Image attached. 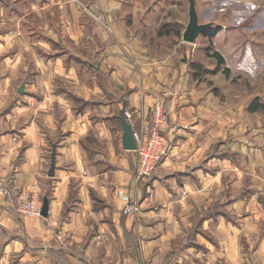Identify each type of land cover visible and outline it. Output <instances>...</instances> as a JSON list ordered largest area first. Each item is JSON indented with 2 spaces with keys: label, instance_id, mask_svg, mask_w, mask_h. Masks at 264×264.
Returning a JSON list of instances; mask_svg holds the SVG:
<instances>
[{
  "label": "crops",
  "instance_id": "obj_1",
  "mask_svg": "<svg viewBox=\"0 0 264 264\" xmlns=\"http://www.w3.org/2000/svg\"><path fill=\"white\" fill-rule=\"evenodd\" d=\"M254 1L242 58L261 80L220 87L221 68L190 64L203 60L183 40L190 5L170 17L185 0H0L4 264L14 252L16 264H264V0ZM213 2L196 0L200 23ZM50 8L62 14L45 35L37 17ZM211 37L225 59L230 42ZM159 102L171 151L138 181L120 114L138 131ZM21 192L48 197V217L21 212ZM130 198L140 211L127 215Z\"/></svg>",
  "mask_w": 264,
  "mask_h": 264
},
{
  "label": "rangeland",
  "instance_id": "obj_2",
  "mask_svg": "<svg viewBox=\"0 0 264 264\" xmlns=\"http://www.w3.org/2000/svg\"><path fill=\"white\" fill-rule=\"evenodd\" d=\"M80 2V0H77ZM202 1H206V0H202ZM213 4L212 7H210L209 5L207 7H210L208 10L204 9L202 10V19H204V21H208V22H214L215 26L218 27V31L216 30V33L214 34V36H220L222 40L223 38L227 39L228 42L232 41L233 37V33H229L226 34L227 29H233V27H236V30L238 32V34L240 35L242 39H239V41H233L229 43H224L223 44V55L225 56V63L219 64L217 57L214 55V52L217 51V49H219V46L221 43L218 42V40L214 41V38H212L209 33H204L198 36L197 40L195 43H188V45H192L191 47H193V51L196 48L197 51V55H199L200 57L203 58H197V60L195 62H191L190 64L194 65L196 64L197 66H201L204 69H207V66L213 65V67L218 66L219 68H221V70H219V72H221L223 70V72L220 73L219 76V85L220 87L223 86L224 84L227 83V81H231L234 82L235 84H248V85H252L253 84H257L260 80L261 77L259 78L258 81V74L254 72L253 68H248V72H247V64H252L253 59H251V57H249V51H247V57L244 59L242 58V52L244 50V47H248L249 42H248V35L251 32V29H249L248 24L250 23V21H253V17L254 15L258 12V10L256 9H252V10H248V6L249 7H253V4L250 2V5L248 4L247 0H213ZM178 2V5L182 3V0H168V2H166V4H172ZM254 2H258V0H255ZM203 6L205 2H202ZM202 3H199L200 5ZM190 5V1L189 0H185V8L183 9H178L180 8V6H178V8H175L176 6H174L173 8H170L171 10L169 12L170 13V17L173 18H177V17H182V13L181 11L185 9V13L188 12V7ZM206 12V14L204 15V13ZM61 14L62 11L58 8L53 9L50 8L48 10H45L41 17H37V24L38 26H42V31L45 35H49V33L51 34H55L54 31H50L48 32V30H46V24L49 22L51 23L58 32V26L60 23V18H61ZM210 20V21H209ZM31 21L34 22L35 18L34 16L31 18ZM236 24V26H235ZM37 26V30H39ZM215 28V27H214ZM225 34V35H224ZM168 38V37H167ZM245 41V42H244ZM173 42V41H172ZM171 41H163L164 46H171L172 44ZM196 45V46H195ZM65 49L60 48L59 52L64 51ZM241 53H240V52ZM238 52L240 53L238 55ZM236 55L235 58H233ZM236 60L235 63L232 64L233 60ZM186 60L187 62L193 61L192 60V56H186ZM201 63V64H200ZM217 67V68H218ZM230 67V68H229ZM218 68V69H219ZM229 70L230 73H226L227 70ZM226 70V71H225ZM204 77H205V72H204ZM207 78V77H206ZM262 81L264 82V77H262ZM257 87V85H255ZM121 115V114H120ZM168 116V115H167ZM141 130V129H140ZM139 130V131H140ZM154 174H152L149 177H152ZM147 177V178H149ZM200 218L196 216L193 217V222L194 221H199ZM0 229H6L4 228L2 225H0ZM193 229V228H192ZM3 243V242H2ZM0 244V264H4L5 260L1 259L2 256L5 254V244ZM9 264H16L18 262V254L17 252L13 253L10 257V259H8Z\"/></svg>",
  "mask_w": 264,
  "mask_h": 264
},
{
  "label": "built area",
  "instance_id": "obj_3",
  "mask_svg": "<svg viewBox=\"0 0 264 264\" xmlns=\"http://www.w3.org/2000/svg\"><path fill=\"white\" fill-rule=\"evenodd\" d=\"M164 104L155 105L152 121L143 125L141 130L134 131L137 147L134 150L137 156L136 179L138 181L155 174L161 163L170 154L172 143L163 134L162 126L167 121ZM16 139V138H15ZM8 193L7 183L0 176V199ZM20 211L30 216H41L42 200L39 196L21 192L19 195ZM140 211L137 199L130 198L123 208L124 214H135Z\"/></svg>",
  "mask_w": 264,
  "mask_h": 264
},
{
  "label": "water",
  "instance_id": "obj_4",
  "mask_svg": "<svg viewBox=\"0 0 264 264\" xmlns=\"http://www.w3.org/2000/svg\"><path fill=\"white\" fill-rule=\"evenodd\" d=\"M189 1H190L189 22L183 33V40L188 43H195L198 36L213 29L214 24L211 22L200 23L198 12L196 9V0H189ZM120 120H121L122 128H123L122 144L125 149L135 150L137 147V143L134 138V129H133L131 122L129 121L127 117L125 108H123L121 111ZM55 157H56V153L54 152L52 154L50 175H54L55 163H56ZM49 205H50V202H49L48 197H44L42 210H41L42 216L48 217Z\"/></svg>",
  "mask_w": 264,
  "mask_h": 264
},
{
  "label": "trees",
  "instance_id": "obj_5",
  "mask_svg": "<svg viewBox=\"0 0 264 264\" xmlns=\"http://www.w3.org/2000/svg\"><path fill=\"white\" fill-rule=\"evenodd\" d=\"M207 33H209L210 35L214 36V34L216 33V30L211 29ZM214 55L217 57L219 64H223L224 63L225 59H224V57L222 55L219 54V52H217V51L214 52Z\"/></svg>",
  "mask_w": 264,
  "mask_h": 264
}]
</instances>
